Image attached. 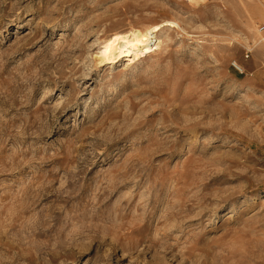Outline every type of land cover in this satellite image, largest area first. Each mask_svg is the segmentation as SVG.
Here are the masks:
<instances>
[{
    "label": "rangeland",
    "instance_id": "1",
    "mask_svg": "<svg viewBox=\"0 0 264 264\" xmlns=\"http://www.w3.org/2000/svg\"><path fill=\"white\" fill-rule=\"evenodd\" d=\"M258 27L264 0H0V264H264Z\"/></svg>",
    "mask_w": 264,
    "mask_h": 264
},
{
    "label": "bare ground",
    "instance_id": "2",
    "mask_svg": "<svg viewBox=\"0 0 264 264\" xmlns=\"http://www.w3.org/2000/svg\"><path fill=\"white\" fill-rule=\"evenodd\" d=\"M162 26L163 24L155 25L146 32L132 31L108 39L97 59L105 65H113L120 60L132 63L143 59L157 46L152 42H156L154 34L159 33Z\"/></svg>",
    "mask_w": 264,
    "mask_h": 264
},
{
    "label": "built area",
    "instance_id": "3",
    "mask_svg": "<svg viewBox=\"0 0 264 264\" xmlns=\"http://www.w3.org/2000/svg\"><path fill=\"white\" fill-rule=\"evenodd\" d=\"M174 1H180V0H174ZM258 34L261 37V43L264 46V27H258Z\"/></svg>",
    "mask_w": 264,
    "mask_h": 264
}]
</instances>
